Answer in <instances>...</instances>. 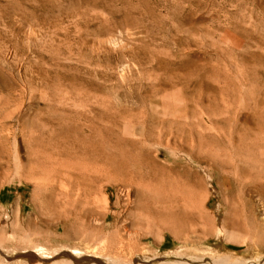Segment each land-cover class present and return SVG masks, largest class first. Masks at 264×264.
Returning <instances> with one entry per match:
<instances>
[{
	"label": "rangeland",
	"instance_id": "rangeland-1",
	"mask_svg": "<svg viewBox=\"0 0 264 264\" xmlns=\"http://www.w3.org/2000/svg\"><path fill=\"white\" fill-rule=\"evenodd\" d=\"M65 173L92 215L40 184ZM169 187L203 215L157 210ZM263 208L264 0H0L2 262L67 219L114 264H264Z\"/></svg>",
	"mask_w": 264,
	"mask_h": 264
},
{
	"label": "bare ground",
	"instance_id": "bare-ground-1",
	"mask_svg": "<svg viewBox=\"0 0 264 264\" xmlns=\"http://www.w3.org/2000/svg\"><path fill=\"white\" fill-rule=\"evenodd\" d=\"M164 114H166V112ZM165 146H167V145H165ZM88 168L89 167H87L86 169H88ZM66 169H68V168H66ZM83 169H84V167L81 168L80 170L83 171ZM82 171H81V173H82ZM78 174H80V173H78ZM83 174H84V172H83ZM51 176L52 177L46 176L45 178H43L40 181V184H43L44 186L56 187L59 190V192L61 193V195L65 198L66 204L69 205L70 208L73 210L74 213H72L71 215H85L86 216V215H92L93 214V208L90 205L91 198L89 197L90 198L89 199L88 195L84 194L85 192L82 191L84 189L82 187L78 186V189H77L78 191L76 192L75 191L76 189L73 188L71 183H68L69 180L68 181L65 180V178H64L65 176L68 178L70 177V180H71L72 177L70 176L69 173H65L62 176L61 175H56L55 177H53V175H51ZM75 179H76V177H75ZM178 184L182 185V183H178ZM79 185H80V183H79ZM180 185H178V186H180ZM92 188H93V186H92ZM180 188H177V189L170 188L171 190L166 189L167 191L166 190L165 191L159 190L157 192L155 191V193H156V201H155L156 203L155 204L157 205L156 209L159 211L164 210V215H171L172 217H175V218L177 216L179 218V215H183V213H185L184 210L187 211L186 215H190V216L191 215L192 216L203 215L204 205L206 202V195L202 194L200 191H197L194 189H189V190L183 189V190H181L182 188L181 189ZM85 190H87V189H85ZM89 192H90V190H89ZM95 200H96V198H95ZM92 201H93V198H92ZM153 212H151V213H153ZM158 214H156V215H158ZM108 215H109V212H106V218L105 219H107ZM96 219L95 220L93 219V220L95 222H98ZM167 219H168V217H167ZM77 220H78V218H77ZM82 221L85 222L84 220H82ZM82 221L80 223H82ZM99 221H101V220H99ZM222 222H224V224H226L225 220ZM162 223H161V225H159L160 227L157 230V232L156 233L154 232L155 234L162 233L163 234L162 240L164 239V237L167 233H171V234L176 233L177 235L178 234H181V235L185 234L182 231V225L183 224H181L180 221L179 222L172 221V222H169L168 224H167V221H165L166 224L165 223L162 224ZM0 229H2V228L0 227ZM103 229H104L103 226H95V225H91V224H86V226H84V225L79 226L78 224L74 225V223H73V225H72L69 223V221L67 219H65V220L61 219V220H58L56 222L53 230L47 231V232L40 231V233H37V234L35 232L34 236L30 237V242H32L33 244L31 246L25 247L23 252L27 253L28 257H30L32 259H36L37 264H114L116 260H122V258H123L122 254H121V250H116V249L114 250L113 249L114 247L111 245L110 246H102V243L98 244L99 242L97 244L96 243L94 244L93 239H92L93 237H96V235H98L100 230H103ZM30 235H33V234H30ZM103 237H104V235H103ZM52 244H54L55 247L52 248ZM49 245H51V246H49ZM82 246H84L85 248L93 246L94 249L96 248V251L95 250L89 251L85 248H82ZM102 250H106V253H102ZM5 255L8 256V253H6ZM57 256H60L61 258L63 257L65 259H59V258H57ZM30 258H28V259H30ZM136 260H137L136 264H140L139 263L140 261H146V262L148 261V262H152V264H163L164 263V261L148 260L147 256L135 257L132 263H134ZM0 263L10 264L9 262H7V263L2 262L1 259H0ZM132 263L130 261L129 262L127 261V263H125V264H132Z\"/></svg>",
	"mask_w": 264,
	"mask_h": 264
}]
</instances>
